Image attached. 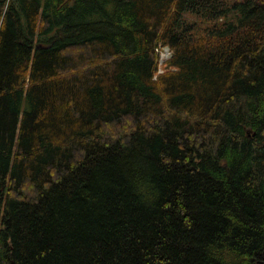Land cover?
I'll list each match as a JSON object with an SVG mask.
<instances>
[{
	"label": "trees",
	"instance_id": "16d2710c",
	"mask_svg": "<svg viewBox=\"0 0 264 264\" xmlns=\"http://www.w3.org/2000/svg\"><path fill=\"white\" fill-rule=\"evenodd\" d=\"M0 264H264V0H0Z\"/></svg>",
	"mask_w": 264,
	"mask_h": 264
},
{
	"label": "built area",
	"instance_id": "2783aa9c",
	"mask_svg": "<svg viewBox=\"0 0 264 264\" xmlns=\"http://www.w3.org/2000/svg\"><path fill=\"white\" fill-rule=\"evenodd\" d=\"M162 53H165L164 51L160 53V59H159V63L162 64L164 62V60H166L169 57L168 53H165V56H161ZM162 70L159 68L158 73H161Z\"/></svg>",
	"mask_w": 264,
	"mask_h": 264
},
{
	"label": "rangeland",
	"instance_id": "374dc122",
	"mask_svg": "<svg viewBox=\"0 0 264 264\" xmlns=\"http://www.w3.org/2000/svg\"><path fill=\"white\" fill-rule=\"evenodd\" d=\"M165 53H167L168 51L167 50H164ZM165 53H162L161 56H165ZM158 72V70H157Z\"/></svg>",
	"mask_w": 264,
	"mask_h": 264
}]
</instances>
